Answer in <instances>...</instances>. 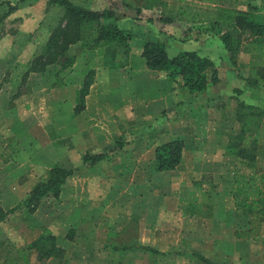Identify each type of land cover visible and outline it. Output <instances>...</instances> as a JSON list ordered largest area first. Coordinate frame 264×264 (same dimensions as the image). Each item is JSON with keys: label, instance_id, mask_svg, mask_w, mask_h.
<instances>
[{"label": "rangeland", "instance_id": "374dc122", "mask_svg": "<svg viewBox=\"0 0 264 264\" xmlns=\"http://www.w3.org/2000/svg\"><path fill=\"white\" fill-rule=\"evenodd\" d=\"M70 1L96 10L104 0ZM105 1L108 3L107 7L113 5L114 9L122 4L120 0ZM246 2L257 4L260 0ZM173 3L170 1L171 5ZM144 4V0L135 3L136 6ZM0 5V37L8 34L9 38H21L23 42L16 46L14 52L18 56L20 53L21 63L26 61L30 52L27 41L32 36H37L40 32L41 36L47 31L51 33L59 23H65L64 8L48 0H0ZM9 7L12 8L10 12ZM152 12L155 14L157 11ZM259 15L264 19L262 9ZM232 37L239 38L243 44L257 38L246 23H241ZM167 42L171 40L167 39ZM9 44L5 42L0 48L3 50ZM132 44L135 45V40ZM67 54L72 66L76 63L74 70L77 73H86L97 66L96 56L81 50L79 44L76 48L70 45ZM139 54L137 56L140 58ZM51 66L53 70H58V67ZM133 72L136 73L133 74L135 79L121 84L122 87L129 85L124 88L127 90L124 91L117 85L113 89L116 97H119V105L123 104L122 107L118 105L114 109L115 117L111 118V113L107 114L106 110L97 111L101 120L97 126L101 133L108 134L110 140L116 138L115 142H120L117 151L125 153L124 157L119 155L120 159L117 158L119 156H114L117 151L110 152V149L115 147V143L106 152L116 162V166L107 171L112 183L109 198L113 203L109 216H127L124 230L119 233L122 236L116 241H128V237L142 239L144 244L162 252L150 254L139 251L140 257L136 259L139 264H146L150 258L156 264H204L197 259L195 252L226 264H264V223L257 235L250 238L236 237V230L249 227V219L242 209L233 205L232 200L234 175L250 174L257 167H264V111L257 107L247 109L241 106L231 110L221 101L215 102L214 107H218L217 109L210 107L208 111L191 110L193 114L186 117V121H181V118L173 119L171 123L163 121L162 116L167 110L157 114L153 112L152 115H155L148 120L142 119L138 112L137 96L154 91L159 82L153 80L149 74L135 69ZM28 73L27 71L21 76L17 92L19 96L16 94L18 99L11 95L8 103L3 96L0 99V243L11 251L22 245L27 246L34 240L39 230L33 224L37 220L35 213L42 215L55 204L54 198L49 194L41 198L38 212V209L31 210L24 204L36 183L47 172L43 171L42 157L39 158L40 166H33L29 163L26 149L22 148L39 133L37 129L42 130V135L49 132L44 118L45 98L31 94V88L37 84V80L29 77ZM94 77L95 72L92 80ZM129 80L127 78L121 81L124 83ZM146 85L148 86L145 87ZM159 105L160 102L155 100L152 105L154 111L159 109ZM82 116L89 118L85 113ZM125 120L133 123L127 124ZM32 123H36V126H31ZM240 126L256 130L258 134L257 149L254 150L257 166L254 168L247 166V157L229 154L225 147L224 137L230 136L227 144L233 142ZM170 131L183 132L187 136L184 141L187 151L185 165L175 172L149 176L146 173V177L141 178V170H137L133 164L130 165L131 159H150L153 145L168 137ZM136 150L138 151L134 153ZM107 169L108 167H104V170ZM105 190L106 188L97 187L95 195L103 196L102 191ZM69 191L67 197L73 198V189ZM135 202L138 204L133 205ZM30 256V264H43L44 261L39 262L36 259L34 249H30ZM0 264H3L2 258Z\"/></svg>", "mask_w": 264, "mask_h": 264}, {"label": "crops", "instance_id": "0c3cea01", "mask_svg": "<svg viewBox=\"0 0 264 264\" xmlns=\"http://www.w3.org/2000/svg\"><path fill=\"white\" fill-rule=\"evenodd\" d=\"M107 6L108 3L104 0L96 10L105 9ZM235 7L239 10H246V0H236ZM152 11L158 13L154 14ZM160 12L155 7H142L137 12L135 7H125L122 4L114 9V18L109 22L115 23L131 33L129 63L123 68L107 69L99 65L97 56V59L95 58L97 66L92 67L95 70V77L84 97L85 106L78 113L74 111L76 91L82 86L88 71L77 73L76 69L74 70L76 63L66 69L53 70L51 65L41 72L29 69L31 61L41 52L46 43L50 31L43 33L42 36V32L37 33V36L35 34L27 41V44H30V52L27 54L26 61L22 63L19 60L20 53L19 56L14 55L16 46H20L23 42L21 38L18 36L9 38L8 34L0 37V46L5 42L10 43L3 50L0 48V99L3 96L7 103L10 101L9 95L18 99L19 93L17 92H19L21 76L28 71L29 77H33L37 80V84L39 83L31 88V94L36 97L43 96L46 102L44 118L49 132L42 135L40 133L42 130L37 129L39 133L22 148L26 149L29 163L33 166H40L41 162H44L43 171L45 172L55 165L70 168L73 171L63 184L58 199L54 198L55 204L46 209L42 215L35 213L37 220L33 224L35 228L39 229L36 235L41 232V228L48 229L55 237L56 246L63 250L62 255H51L43 264L140 263L136 261L140 257L138 254L140 250H114L115 246L133 243L147 245L142 239L134 240L129 237L128 241H116L122 236L119 233L123 232L127 220V216L121 214L116 218L109 216V212L113 209V203L109 198L112 183L107 171H110V167L113 169L116 162H113V157L107 154L104 159L88 167L82 160L83 156L87 154L106 153L113 143H116V138L110 140L108 134L101 133L97 126L101 121L97 111L106 110L107 114L111 113V118L115 117L114 109L119 105L117 99L119 97H116L113 89L117 85L124 91L127 90L124 88L129 85L122 87L121 84L131 82L133 74H136L133 72L134 69L149 74L153 80L159 82L154 91H146V94L137 96L138 112L142 119L148 120L155 114L167 110L166 114L162 116L163 121L171 123L173 119L178 118H181V121H186V117L193 114L191 110L208 111L210 107L217 109L218 107H214L215 102L221 101H224V106L231 110L238 106V102H242L264 111V79L257 85H249L246 81L250 69V53L240 49L234 60H231V55L219 35L208 30L207 24H191L175 17L170 22H162ZM167 39L171 42L168 43ZM134 40L135 45L132 44ZM146 40L163 43L170 56H174L180 51H195L198 55L209 58L217 68L219 80L214 84H209L206 89L200 92H190L186 87H183L180 78L171 80L164 71L148 69L143 58L137 56L138 53H141L143 42ZM77 45L75 44L74 47L76 48ZM25 47L28 46L25 45ZM89 53L95 55V52L89 51ZM3 56L4 58H2ZM233 61L235 62L233 63ZM127 78L130 80L122 83L121 80ZM143 83L142 80L141 84ZM155 100H158L160 105L159 109L154 111L152 105ZM11 102L13 101L11 100ZM122 106L123 104L119 105V107ZM153 112L156 113L152 115ZM83 113L88 114L89 118L82 116ZM125 122L133 123L128 120ZM85 125L89 127H85ZM31 126L35 127L36 123ZM241 127L237 131H241ZM186 138L187 136L183 132L170 131L168 137L153 145L150 159L144 161L136 160L134 157L131 159L130 165L133 164L137 170H141L139 171L141 178L146 177V173L149 176L156 173L175 172L186 163L185 145L180 164L174 170L168 171L155 170L154 149L157 145L169 140L182 139L184 142ZM229 138L230 136L227 135L223 139L225 147ZM120 152H116L114 156L121 154V157H124L125 153ZM40 157L43 158L41 162ZM117 158L120 159V156ZM104 167H108V169L104 170ZM262 169L264 170V167ZM97 187L106 188L105 192L102 191L104 197L95 195ZM70 189H73L71 191L74 192L73 198L67 197ZM132 204L135 205L138 202ZM29 259L31 262L32 257L30 256ZM146 264L156 263L154 259L150 258Z\"/></svg>", "mask_w": 264, "mask_h": 264}, {"label": "trees", "instance_id": "16d2710c", "mask_svg": "<svg viewBox=\"0 0 264 264\" xmlns=\"http://www.w3.org/2000/svg\"><path fill=\"white\" fill-rule=\"evenodd\" d=\"M50 3L61 5L64 8L65 23L58 24L51 31L41 52L31 61L30 70L41 72L47 66L54 65L57 69H66L72 66L67 54L70 45L79 44L81 50L95 52L99 58V65L107 69H119L128 65L130 56L131 33L109 22L114 18L113 5L102 10L88 9L70 0H48ZM125 7H135L139 12L142 7H158L161 11L162 22H170L174 17L191 24H207L213 34L219 35L224 46L234 60L240 49L251 54L249 75L246 81L249 85H257L264 79V19L259 15L264 0L251 4L246 2V10L236 9V0H144L143 6H136L139 0H120ZM170 1L174 3L171 5ZM172 3V2H171ZM12 10L9 7L8 12ZM7 12V13H8ZM6 15V14H5ZM262 15V14H261ZM264 16V15H263ZM242 19V22L240 21ZM241 23H246L250 32L257 38L242 43L239 38L232 37L233 32ZM233 31V32H232ZM145 66L151 70L164 71L171 80L180 78L183 87L190 92H200L209 84L216 83L217 68L207 57L198 55L195 51H180L170 56L163 43L146 40L143 42L140 53ZM235 61H233L234 63ZM90 69V68H89ZM94 69L88 70L82 86L76 91L75 113L85 106L84 97L92 83ZM238 106L255 108L238 102ZM241 131L227 144L229 154L247 157V166L254 168L258 135L256 130L241 127ZM250 132V133H249ZM120 142L110 152H116ZM184 142L182 139H172L157 145L154 149L156 171L174 170L181 162ZM254 153H252V152ZM118 152V151H117ZM106 157V153L84 155L83 163L86 167L95 165ZM257 166V165H256ZM250 174H236L233 177L234 189L232 191L233 205L242 209L248 216L249 227L236 230L239 238H250L259 232L264 223V170L257 167ZM72 169L55 165L51 167L44 178L38 181L28 198L25 206L35 210L41 204V198L51 195L58 198L63 184ZM2 216L0 215V221ZM0 243V258L3 264H30V249L36 251V259L45 261L51 255L60 256L63 250L56 246L55 237L46 228L27 246H19L15 251ZM140 250L150 254H162L155 248L139 243L115 246L114 250ZM197 259L204 264H226L216 262L195 252Z\"/></svg>", "mask_w": 264, "mask_h": 264}, {"label": "built area", "instance_id": "2783aa9c", "mask_svg": "<svg viewBox=\"0 0 264 264\" xmlns=\"http://www.w3.org/2000/svg\"><path fill=\"white\" fill-rule=\"evenodd\" d=\"M262 13L264 14V2H263V4H262Z\"/></svg>", "mask_w": 264, "mask_h": 264}]
</instances>
